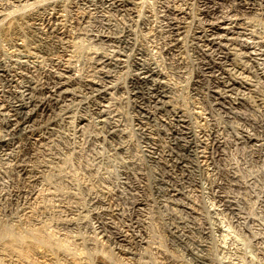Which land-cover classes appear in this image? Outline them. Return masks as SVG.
Segmentation results:
<instances>
[{
  "label": "bare ground",
  "instance_id": "bare-ground-1",
  "mask_svg": "<svg viewBox=\"0 0 264 264\" xmlns=\"http://www.w3.org/2000/svg\"><path fill=\"white\" fill-rule=\"evenodd\" d=\"M0 264H264V0H0Z\"/></svg>",
  "mask_w": 264,
  "mask_h": 264
},
{
  "label": "rangeland",
  "instance_id": "rangeland-1",
  "mask_svg": "<svg viewBox=\"0 0 264 264\" xmlns=\"http://www.w3.org/2000/svg\"><path fill=\"white\" fill-rule=\"evenodd\" d=\"M224 213H222L221 214V217H222V219H221V217H220V224H221V226H222V223H223V226L221 227V230L223 231H221V234H220V236L218 237V238H220L219 240H220V244L224 247L223 248V250H222V252H220L219 253V255H218V257L220 258L219 260L222 262V263H225V261H227L228 259H230L232 256H233V254H234V252H235V250H234V243H235V240H237V238H238V236L236 235L237 233H236V231H235V229H233V228H230V223L228 222V218L225 216V215H223ZM225 217V218H224ZM227 227V228H226ZM25 228H27V229H25ZM23 227L22 228V231H21V229L20 230H18V229H15V228H12L11 229V232L10 233H13L12 234V236H17L16 238H18V239H20L21 238V240L23 239V240H26V239H24V237L25 238H27V240H37V241H39V239H40V241H42V240H46V241H49L50 242V240H49V238H50V235H48V233H46V235H48V236H46L45 235V233L43 232V234H44V236H43V234H41L42 233V231L40 230V229H28V227ZM28 231V232H26L25 233V231ZM31 230V231H30ZM40 230V231H39ZM10 231V230H9ZM14 231V232H13ZM17 231V232H16ZM19 231V232H18ZM35 231V232H34ZM20 233H22V234H20ZM32 233V234H31ZM40 233V234H39ZM20 234V235H19ZM223 234V235H222ZM38 235V236H37ZM37 236V237H36ZM41 236V237H40ZM33 237H34V239H33ZM36 237V238H35ZM42 237H45V239H43ZM46 237H47V239H46ZM52 240L54 241V239L52 238ZM51 240V242L50 243H52L53 241ZM46 241H44V242H46ZM223 242V243H222ZM65 245H62L63 247L65 246L66 248H74V247H71V246H73V245H70L69 243H64ZM66 245H68V246H66ZM231 251V252H230Z\"/></svg>",
  "mask_w": 264,
  "mask_h": 264
}]
</instances>
